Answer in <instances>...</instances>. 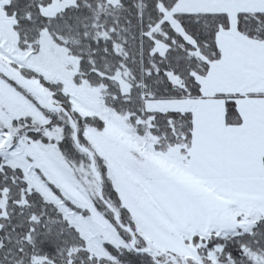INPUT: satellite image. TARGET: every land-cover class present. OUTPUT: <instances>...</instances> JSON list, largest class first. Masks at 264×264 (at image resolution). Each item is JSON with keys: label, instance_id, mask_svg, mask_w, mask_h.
<instances>
[{"label": "snow or ice", "instance_id": "obj_1", "mask_svg": "<svg viewBox=\"0 0 264 264\" xmlns=\"http://www.w3.org/2000/svg\"><path fill=\"white\" fill-rule=\"evenodd\" d=\"M0 264H264V0H0Z\"/></svg>", "mask_w": 264, "mask_h": 264}]
</instances>
